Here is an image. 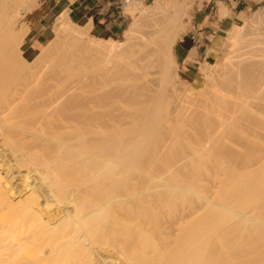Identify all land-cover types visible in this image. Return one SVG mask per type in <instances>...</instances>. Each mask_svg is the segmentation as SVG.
I'll return each instance as SVG.
<instances>
[{"label":"bare ground","instance_id":"bare-ground-1","mask_svg":"<svg viewBox=\"0 0 264 264\" xmlns=\"http://www.w3.org/2000/svg\"><path fill=\"white\" fill-rule=\"evenodd\" d=\"M193 5L133 0L125 8L133 22L121 41L91 36L89 26L74 24L66 11L52 24L54 37L25 57L21 47L30 30L25 17L38 2L0 0V145L10 154L0 151V165L11 157L29 167V176L22 174L23 184L14 187L0 166V264H264V6L233 26L217 44L222 49L199 62L196 82L188 83L178 74L177 46ZM219 8V20L229 15L224 4ZM60 53L70 54V61L63 57L55 73L44 74L39 66L52 69ZM195 56L194 49L186 61ZM75 61L89 62L102 79L136 69L139 81L160 77L161 90L177 79L185 95L198 92L195 106L204 121L199 119L196 144L189 145L187 137L197 128L168 127L184 107L170 115L164 98L158 110L145 112L160 95L141 93L147 89L142 82H120L113 94L76 104L81 86H72L75 75L67 63ZM155 67L159 70L150 72ZM53 78L64 80L56 93H50ZM115 100L135 102L143 115L121 133L108 126L126 125L127 119L93 122L67 115L82 108L75 115L93 116ZM37 109L44 112L40 118L33 117ZM55 109L57 119H49ZM18 110L29 113L28 127L20 118L28 113L19 117L24 126L5 115ZM56 122L69 128L54 129ZM79 125H98V131L106 125L111 131ZM165 138L170 144L158 143ZM183 145L187 153H176ZM160 147L169 151L158 152Z\"/></svg>","mask_w":264,"mask_h":264},{"label":"crops","instance_id":"crops-1","mask_svg":"<svg viewBox=\"0 0 264 264\" xmlns=\"http://www.w3.org/2000/svg\"><path fill=\"white\" fill-rule=\"evenodd\" d=\"M132 1L40 0V7L29 13L32 21L21 47L24 48L23 54L25 57H30L37 50L42 49L53 37L52 24L66 11L74 24L89 26L91 36L104 40H117L133 22V17L125 10ZM140 1L148 5L153 0ZM220 3L226 6L229 15L219 20ZM195 4L197 6L198 1H195ZM263 4L264 0L257 3L254 0H208L207 2L203 0L200 9L190 11V17L185 19L186 25L189 26L177 46L180 78L188 83H195L197 79L195 77L199 73V62L202 63L209 57V53L217 48V44L227 36L233 26L244 23L245 15ZM194 49L196 60L186 61L189 52Z\"/></svg>","mask_w":264,"mask_h":264},{"label":"rangeland","instance_id":"rangeland-1","mask_svg":"<svg viewBox=\"0 0 264 264\" xmlns=\"http://www.w3.org/2000/svg\"><path fill=\"white\" fill-rule=\"evenodd\" d=\"M191 1H193V3L195 2V1H197V0H191ZM37 2H38V7H40V0H37ZM152 3V2H151ZM151 3H149L148 5H150ZM194 6V5H193ZM264 6V4L263 5H260V6H258V7H256L255 9H253V11L252 12H250L248 15H251L253 12H255V11H257V10H259V9H261L262 7ZM202 7V5H197V6H194V8H192V10H191V12L193 11V10H198V8L200 9ZM37 8V7H36ZM246 16V15H245ZM25 18H27V19H25V22L30 26V24H31V18H30V16H29V14L25 17ZM54 37V36H53ZM52 37V38H53ZM123 38H122V35L119 37V38H117V40H119V41H121ZM217 49H222L221 48V46H217ZM62 53V52H61ZM55 54L54 56H53V66H52V69H49L48 67H49V64L46 66V67H44V68H42L41 66H39V68H41L40 70L41 71H43V73L44 74H47V75H51V74H53V73H55L56 71H57V67L60 65V63L62 62V60L64 59L63 57H66V59L68 60V61H70L69 59L71 58V55L70 54ZM219 58V56L216 58V60ZM75 60H77V59H75ZM67 63H69L68 64V66L70 67V68H73V72H74V75H75V77L71 80L72 82H73V85L72 86H75V85H80L81 87H78L80 90H78L77 92H76V94L75 95H78L79 97L77 98V100H76V104H82L83 102H84V100H88V99H90V98H93V97H96V96H105V94L106 93H109V92H111V91H113L116 87H117V89H118V86L117 85H119L120 86V82H121V84H124V83H122V82H125V84L127 85V83H128V85L130 84V86H132V84L133 85H136V84H140L141 82V85H143V89L145 90L146 88V90L145 91H141V93H144L145 95H150V96H152L153 97V95H154V97L155 96H157V94L158 95H160L159 97H160V101H158V100H154V102H152V104H150L151 106H150V108L147 110V111H145L147 114H150L151 112H153V111H156V110H158L156 107H158L161 103H159V104H157L158 102H162L161 100H163L164 98H166L165 99V101H168L167 102V104L169 103V105H168V108L170 107V109L168 110V108H167V111H169V113H170V115H173V114H175L176 113V111L180 108V107H184L183 108V110L185 111H182L181 112V114L180 115H176V116H171V119L173 120V124L171 125V127L170 126H168L169 127V129L170 130H172V129H179V125L178 124H180V127H182V128H184V129H186V130H190V129H193V128H197V134L196 135H194L193 136V134L192 135H188V137L187 138H190V140H188V142H190V144L189 145H191V144H193V143H195V142H197V140L196 139H198V138H196L195 136H197L200 132H201V130L200 129H202V127H203V123L201 122V120H203L204 121V118L202 119V118H200V115L202 116V113L201 114H199V109L197 110V108L198 107H196L195 105H197L198 103H197V101H195L196 99L198 100V97H199V93L198 92H196L195 93V96H194V93H191V94H193V97L194 98H192V96L191 95H185L184 94V92H182V88L183 87H185L184 86V84L182 83V82H180L179 80H177V79H175V83H176V85H174V86H172V85H169L168 87H166L165 89L163 88L162 90L159 88L160 86H159V84L161 85V83H160V77L158 78V75H153V76H151V78H153V79H157L158 78V81H154L153 83H152V81H151V79L149 78V77H143L144 79H142L141 81H139L141 78H139L141 75V73H140V71L139 70H136V69H131V70H128L127 72L128 73H126V72H122L120 75H118V76H115V77H111V78H104V79H102L100 76H99V72H97L96 73V71L95 72H93L89 67L91 66V65H88L89 64V62H88V64L86 63V65H84V66H81V65H77V61H75V62H67ZM205 63V61L204 62H202L201 63V65L202 64H204ZM87 65H88V67H87ZM200 64H199V71H200V66H201ZM150 70V72H153V71H158L159 70V68H150L149 69ZM137 72V73H136ZM134 73V74H133ZM138 73H140V74H138ZM13 75H14V79L18 76V77H21L19 74H14L13 73ZM131 75V76H130ZM136 75V76H135ZM140 75V76H139ZM124 76V77H123ZM137 76H139L138 78H136ZM198 76H199V73H198ZM197 76V77H198ZM17 77V78H18ZM121 78H125V79H121ZM129 78V79H128ZM131 78V79H130ZM147 78V79H146ZM121 79V80H120ZM138 79V80H137ZM147 80V82H146V80ZM143 80L147 83H145V82H143ZM62 81H64V80H61L60 78H53V79H49L48 80V82H49V84L53 87V88H51V92L50 93H56L55 91L56 90H58L59 88V85H60V83L62 82ZM151 84V85H150ZM152 84H153V87H152ZM127 85V86H128ZM146 85H148L147 87H145ZM149 87V88H148ZM158 88L160 89V91L161 92H158L159 90H158ZM173 88V89H172ZM149 89H150V91H149ZM151 90H153L154 92H151ZM165 90V91H164ZM114 91H116V90H114ZM114 91L113 92H111L112 94L114 93ZM189 91H192L191 90V88H189ZM166 92L168 93V95L166 94ZM160 93V94H159ZM170 93V94H169ZM110 94V93H109ZM108 94V95H109ZM165 94V95H164ZM107 95V94H106ZM143 95V94H142ZM167 95V96H166ZM170 95V96H169ZM166 96V97H165ZM186 96H191V98L193 99H191V98H189V97H187V99L189 98V101L190 100H192V101H194V102H192V101H188L189 102V104L187 105L186 104ZM169 97V98H168ZM168 98V99H167ZM181 98H183V100H181ZM196 98V99H195ZM159 99V98H158ZM177 101V102H176ZM61 103H64V102H68V100H63V99H61V101H60ZM135 103V102H134ZM134 103L133 102H123V101H119V100H115V102L114 101H112L111 103H109L108 105H106L105 104V106L104 107H102L101 109H96V110H94L95 112H97L95 115H93V116H84V115H80V116H77V115H75V114H81V112L84 110V109H82V108H72V109H70L69 111H67V115L68 116H74L75 118H77V119H89V120H91V121H93V122H95V121H107V120H109V118H117V119H121V120H124V119H127L128 120V124H126V125H123V126H117V127H114L112 124L110 125V126H108L109 127V129H114L115 130V132L116 133H119V131H120V133L121 132H123V131H125V130H127V129H129V128H132L133 126H135V123H133L134 121L135 122H137V121H140V119L143 117V115H141L140 113H137V111H136V109L139 107L138 105V107L136 106V104L134 105ZM194 103V104H193ZM172 104V105H171ZM134 105V106H133ZM191 105H192V107H191ZM199 105V104H198ZM197 105V106H198ZM172 106V107H171ZM185 107H187V108H185ZM172 108V109H171ZM39 112H38V114L37 115H35V116H33V117H35V118H40V117H42V115H43V111H40L39 109H37ZM17 111V110H16ZM16 111L15 112H13V114H11L12 112H10V111H8V112H6V116H7V118H9V119H11L12 120V122L13 123H15V122H17V123H20L21 122V119L20 118H23L22 119V121H23V123H24V121H25V124H26V126L28 127V125L27 124H29V123H27L28 122V120H29V122H30V118H29V113L28 112H26V111H19V112H17L16 113ZM50 112H52L51 113V115L48 117L49 119H57V117H58V115L56 114V112H60V110H57V109H55V110H49ZM127 111V112H126ZM22 112V113H21ZM196 112V113H195ZM23 113H28L27 115L25 114V116H27V118H24L23 116L22 117H20ZM126 113H131L129 116H125L124 114H126ZM186 113V114H185ZM187 114H189V115H187ZM16 115V116H15ZM18 116V117H17ZM20 117V118H19ZM178 117V118H177ZM182 119V120H184V121H182L180 118ZM184 119H183V118ZM191 118V119H190ZM25 119V120H24ZM180 121H179V120ZM190 121H189V120ZM199 119H201L200 121H199ZM20 121V122H19ZM184 122V123H183ZM187 122V123H186ZM22 123V124H23ZM176 123V124H175ZM201 123V124H200ZM21 124V123H20ZM21 124V125H22ZM184 124H187V125H185V126H181V125H184ZM178 125V126H177ZM23 126H24V124H23ZM81 128L83 127H85L86 128V130H89V129H94V130H96V131H98V125L96 126V125H94L95 127H93V125L91 126H88V125H79ZM173 126V127H172ZM175 126H176V128H175ZM189 126V127H188ZM87 127H89V129H87ZM102 127V129L103 128H105L104 129V131L103 130H101L100 128ZM67 128H69V127H67V125H63V124H60V122H56L55 123V125H54V129H58V130H61V132H66L67 131ZM96 128V129H95ZM120 128V129H119ZM126 128V129H125ZM107 127H106V125H103V126H100L99 127V131L98 132H100V130L101 131H103L104 133L107 131ZM108 129V131L106 132V133H108V132H110L111 130H109ZM118 129V130H117ZM168 129V130H169ZM123 130V131H122ZM168 130H165L163 133L165 134V136L166 137H168L169 138V135H171V131H168ZM113 131V130H112ZM94 133H95V131H93ZM97 132V133H98ZM114 132V131H113ZM173 133V132H172ZM103 134V133H102ZM237 135V134H236ZM236 135H233L235 138L238 136H236ZM98 136V135H97ZM103 136V135H102ZM190 136V137H189ZM191 136H192V138H191ZM232 136V137H233ZM94 137V136H93ZM92 137V138H93ZM99 137V136H98ZM173 136L171 135V138H172ZM199 137V136H198ZM233 137V138H234ZM94 138H96L95 140H97L98 138L97 137H94ZM100 138H102V137H100ZM104 138V137H103ZM168 138H165L164 140H162V141H158V143H160V144H165V145H167V144H170V139H168ZM233 138H231V140L233 139ZM234 138V139H235ZM107 139V138H106ZM106 139L105 140H103L102 141V139H99V140H101L102 142H106ZM236 141L235 142H237L238 140L237 139H235ZM194 141V142H193ZM187 142V141H186ZM185 143V142H184ZM187 143H185V145H186ZM196 144V143H195ZM185 145H183V147L185 146ZM188 146V145H187ZM183 147H182V149L181 148H177V149H175V151H176V153L177 152H179V153H187V150L188 149H186L185 147H184V149H183ZM2 149V150H1ZM169 148L168 147H165V148H163V147H160V148H158L157 149V151L158 152H161V153H167L169 150H168ZM0 151L2 152V155H7V157L10 155L9 154V152L6 150V149H4V148H2V146L0 145ZM5 152V153H4ZM189 152V151H188ZM4 153V154H3ZM9 155H8V154ZM167 157H157V159H162V160H165ZM10 159L12 160V161H14V159H12L11 157H9V161H10ZM174 159V158H173ZM178 159V158H177ZM5 160H6V162H5ZM5 160H4V162H5V164H3L1 167H2V170L5 172V171H7L6 173H3V175L6 177V183H10L11 182V184H9L10 186L13 184H15L14 185V187H16L17 185H16V183L18 184V186H20V185H22L23 184V179H22V176H23V178H24V176L25 177H27V176H29L28 175V173H29V171H28V169H29V167L27 168L26 166H25V168L24 167H22L21 166V164H16V163H14V162H12V161H10V163H9V161H8V158L6 159L5 158ZM175 160V159H174ZM178 160H181V158H179ZM188 159H186V160H184V162L182 161V165H180V167H182V166H184L186 163V161H187ZM3 161V160H2ZM2 161H0V162H2ZM8 164V165H7ZM17 166H16V165ZM20 165V166H19ZM7 166H10V167H12L13 169H17L16 171L14 170V173L12 174V172H8V170H7ZM0 167V168H1ZM21 167V168H20ZM5 169V170H4ZM23 169V170H22ZM26 172V173H25ZM9 173H11L10 175H9ZM18 173V174H17ZM20 173V174H19ZM7 174V175H6ZM16 174V175H15ZM23 174V175H22ZM25 174H27V175H25ZM183 174H185L186 175V173H183ZM12 175V176H11ZM22 175V176H21ZM11 176V177H10ZM15 176H17V178L15 177ZM21 178H20V177ZM7 177H8V179H7ZM10 177V178H9ZM13 177H15V181H13L14 180V178ZM19 177V178H18ZM9 181V182H8ZM22 182V183H21ZM20 183V184H19Z\"/></svg>","mask_w":264,"mask_h":264}]
</instances>
